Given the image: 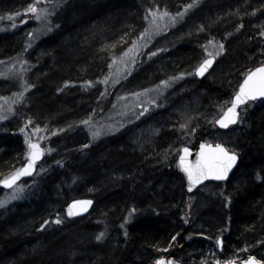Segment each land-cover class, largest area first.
<instances>
[{"label": "trees", "instance_id": "obj_1", "mask_svg": "<svg viewBox=\"0 0 264 264\" xmlns=\"http://www.w3.org/2000/svg\"><path fill=\"white\" fill-rule=\"evenodd\" d=\"M197 1L57 0L49 21L52 29L38 47L44 56L30 57L32 68L25 73L28 90L16 105L15 115L0 131V180L19 169L26 159L22 128L54 131L75 125L71 134L78 138L80 121L96 109L99 100L93 84L107 75L111 60L135 41L151 10L176 15ZM10 2L1 14L23 0ZM197 4L182 24L194 17H206L195 35L173 37L175 44L166 53V72L171 76L192 73L206 42L218 39L222 43L220 60L207 75L220 61L215 78H190L196 81V92H202L198 102L207 111L216 112L207 123L210 130L242 78L264 63V0H204ZM10 38L0 34V57L7 56ZM158 75L152 71L153 78ZM146 79L144 76L141 82ZM6 85L10 92L13 90L11 83L0 85V94L10 93L2 90ZM240 112L238 125L222 131L226 136L221 140L238 155L237 169L227 183L210 184L215 186L217 197L191 228L185 225L187 193L172 165L178 182L175 187L157 161L127 150L125 143L113 145L116 140L107 139L93 149L94 145L87 147V141L79 140L68 144L51 162L41 161L37 168L45 167L41 177L35 175L24 182H32L25 202L9 209L10 217L1 225L0 264H77L56 252L64 248L72 252V245L83 239L89 243L84 248L91 255L89 264H153L162 256L172 257L175 264H201L203 252H192L193 244L201 242L204 247L218 237L222 241L220 259L241 262L254 256L264 264V101L252 102ZM197 125L193 124L196 139L192 148L204 136L203 132L196 136ZM159 136L165 141L158 145L164 146L170 135L162 130ZM104 169L108 173L114 170L122 181L104 177ZM83 187L93 191L89 195ZM81 197L94 199L89 221L67 219L64 207ZM101 233L105 235L103 242L97 240ZM30 234L36 240L30 242ZM111 238L116 239L113 245ZM33 245V251L26 249ZM33 254L36 257L29 258Z\"/></svg>", "mask_w": 264, "mask_h": 264}, {"label": "rangeland", "instance_id": "obj_2", "mask_svg": "<svg viewBox=\"0 0 264 264\" xmlns=\"http://www.w3.org/2000/svg\"><path fill=\"white\" fill-rule=\"evenodd\" d=\"M10 1L0 0V12L6 5L9 6ZM13 1L17 2V0ZM202 1L204 0H198L197 3ZM197 3L195 2L192 7L183 8L176 15L162 9L151 10L146 17L143 30L135 41L123 53L118 54L111 60L107 75L93 84L98 88L99 100L96 109H91L89 114L80 121L81 134L78 138L73 137V134H71V130L75 125H69L54 131L39 127L22 128L23 131L20 130V132L23 133L25 158L27 157L28 142L36 141L40 143L44 149V162H51L52 160H49L65 151L70 143L74 145L79 140H84L88 142L87 147L91 144L94 145L93 149H95V146H98L97 144H100L101 141L113 139L116 140L113 145L118 144L116 142L120 141L125 143L123 147L127 150L136 151L142 156L146 155L151 161H157V166H160L166 175L171 176L169 181L175 187L178 182L173 177L171 165L175 170L176 158L181 147H193L192 145L196 139L193 124H199L197 125L199 132L196 136L199 137L201 132L204 135L203 138L199 139L196 146L201 143L224 146L221 140L225 139L226 135L222 131H218L212 125V122L213 128L208 130L209 124L207 125V123L212 120L216 112L213 110L212 112L211 110L207 111L208 108L198 102L202 92H196V81L190 79L192 76L195 78L196 67L206 58L220 60L219 57L223 53V49L220 47L222 43L218 39L207 41L203 46L202 56L200 54V61L191 68L192 73L183 71L171 76L166 72L169 69L166 53L175 44L173 37L180 35L183 38L195 35L199 30L202 19L206 17V15H203L204 17H194V19H188L182 24L189 13L198 6ZM32 5L38 7V13L34 14L29 11ZM55 5L58 6L57 0H23L22 3L6 12V14L0 13V34L11 37V41H9L11 48L6 53L7 56L0 57V85L9 83L14 85L11 92L9 85L2 87L3 92L10 93L0 94V131L5 122L15 115L16 105L21 102L22 97L25 96L28 90L26 89L28 78L25 73H28L32 68L30 57L41 58L44 56L43 51L38 47L40 41L52 29L49 21L56 11ZM37 15L40 16V19L36 18ZM180 24H182L180 29H174V26ZM219 64L220 61L214 71L206 76L208 81L215 78L219 70ZM152 71L160 75L153 78L151 76ZM144 76L147 79L144 80L146 82L142 83L141 79ZM90 86L89 89L91 90L93 86ZM82 121H87V124L82 123ZM181 125L184 127H181ZM204 128L208 131H204ZM162 130L170 135L164 146L158 145L165 141L159 136ZM85 154H89V152L86 151ZM117 168H120L119 165ZM44 169L45 167L38 169L32 178L35 175L41 177ZM101 174L106 178L113 176V181H122L123 179L114 170L108 173L104 169ZM31 184L32 182H21L10 190L2 191L0 189V235H3L1 225L10 217V214H7L8 210L25 202L26 189ZM82 189L89 195L93 191L92 187H83ZM216 197L217 191L214 185L202 186L191 195L187 194L185 213L188 222L185 225L191 228L193 221L199 219L201 211L211 206ZM59 206H64V204L60 203ZM63 213L67 219H70L69 210L66 206ZM15 216L14 213L13 217ZM89 216L90 214L85 217L88 218L86 221H89ZM5 226L6 224L3 228ZM10 235L15 236V232H11ZM104 236V234L101 236L100 242L105 241ZM28 238L30 242L36 240L31 234ZM219 238L221 239V237L216 238L212 244H204L203 250L201 248L202 251L198 250L199 253L203 252L201 264L226 262L218 257V252L222 250V245L218 244ZM111 239L110 244L116 243L115 238ZM75 243V245H72V247L75 246L73 247L75 250H72V252L64 248L57 250L56 253L58 255L62 254L63 257L66 256L68 259L70 258V262L89 264L88 258L91 255L88 251H85V244L88 242L83 239V241H76ZM34 246H28L26 249L33 251ZM34 257H36L35 254L29 256V258Z\"/></svg>", "mask_w": 264, "mask_h": 264}, {"label": "snow or ice", "instance_id": "obj_3", "mask_svg": "<svg viewBox=\"0 0 264 264\" xmlns=\"http://www.w3.org/2000/svg\"><path fill=\"white\" fill-rule=\"evenodd\" d=\"M188 7H192V5H189ZM29 11L36 14L38 13V7L32 5L30 6ZM36 18L40 19V16L37 15ZM261 35H264V33H261ZM220 47L223 49V45ZM211 64L212 60H204V62L196 69V73L200 76H203ZM257 76H259V79H256ZM257 97H264V67L257 69L255 73L249 75V77L244 81V84L241 86L240 92L236 95L232 107L228 108L224 116L218 119L216 123L224 128L228 127L229 124L236 123L238 117V113L236 111L237 106L239 104L245 103L247 99L255 100ZM82 123L87 124V121H82ZM181 127L184 126L181 125ZM21 131H23V129H21ZM29 149V163L24 168L18 170L8 178L0 180V183L4 184L6 187H11L16 183L21 175L30 174L35 161L38 160L42 155V149H40L39 145L30 142ZM188 151L189 150L187 148L184 149L185 154H187ZM236 161L237 155L235 152L230 153L221 144H216L215 147L212 145L202 144L195 165L186 164L185 157L181 156L180 166L182 171L187 174L188 180L190 182L189 190H191L192 185L198 184L202 180L208 179L209 177H212L216 180L225 179ZM257 179H260L259 174ZM74 203L91 204V201H77ZM68 214L69 216L75 214L72 211V206L69 207ZM56 222L60 223L59 220ZM101 236H103V233H101L100 236H97V240H99ZM173 240H175V237H173ZM218 243H222V241H218ZM156 264H165V261L160 259L157 260ZM244 264H261V261L257 260L254 256H250L248 260L244 262Z\"/></svg>", "mask_w": 264, "mask_h": 264}, {"label": "water", "instance_id": "obj_4", "mask_svg": "<svg viewBox=\"0 0 264 264\" xmlns=\"http://www.w3.org/2000/svg\"><path fill=\"white\" fill-rule=\"evenodd\" d=\"M206 59H209V60H212V64L208 67V70L204 73L203 76H200L196 73H194L195 75V78L197 80H202L204 79L208 73L211 71L212 67L214 66L215 64V59L213 58H206ZM204 62V61H203ZM201 62L197 67L196 69L203 63ZM264 67V63L260 66H257L253 69H251V71L249 73H247L241 80V83L238 85V87L236 88V92L232 95L231 99H230V103L229 105L221 112L220 116L216 119V121L218 119H220L221 117L224 116L225 112H227L228 108L232 107V104L233 102L235 101V97L236 95L240 92V88L241 86L244 84V81L249 77V75H251L252 73H255L257 69L259 68H262ZM195 69V70H196ZM256 79H259V76L256 77ZM264 101V97H257L255 100L253 99H247L245 101V103H242V104H239L237 106V113H238V117H237V121L236 123L234 124H229L228 127L224 128V127H221L218 123H216V121H214L213 125L216 127V129L218 131H226V130H229L230 128H232V126H235V125H238V120H239V117H240V109H242V107L252 103V102H263ZM30 143H33V144H37L39 145L40 149H42V155L40 156V158L38 160L35 161L34 165H33V168L30 172V174H27V175H21L19 177V179L16 181V183L14 185H12L11 187H6L4 184L0 183V189L3 191V190H10L12 189L16 184L18 183H21V182H25L27 180H30L32 178V176L35 174L37 168H38V164L43 160L44 158V149L43 147L40 145V143L34 141V142H30ZM202 144H205V143H201L199 144V146H197L198 148L196 149H192V148H189V147H186V146H183L181 147L180 151H179V154L177 156V160L175 162V170L178 174V176H180L181 180L183 181V184H184V191L188 194V195H191L192 193H194L196 190L200 189L202 186H205V185H208V184H219V185H223L224 183H227L229 180H231L230 178L234 175V172L236 171L237 169V166L239 164V157L237 155V161L236 163L233 165L232 169L228 172V175L225 179L223 180H216L212 177H209L208 179H205V180H202L200 183L198 184H195V185H192L191 186V190H189L190 188V182L188 180V177H187V174L185 172L182 171L181 169V166H180V157L181 156H184L185 157V162L186 164L188 165H195L196 161H197V158L199 156V153H200V150H201V145ZM206 145H209V144H206ZM212 145V144H210ZM216 145V144H215ZM215 145H212L213 147H215ZM223 146V145H222ZM225 147V146H223ZM187 148L189 151L187 154L184 153V149ZM230 153L232 151H230L227 147H225ZM29 153H30V149H29V142L27 143V157H26V160L24 161V163L21 165V167L17 170H15L11 175H13L15 172H17L18 170L24 168L28 163H29V160H30V156H29ZM9 175V176H11ZM9 176L3 178L6 179L8 178ZM77 201H91V204H83V203H74V202H77ZM72 206V211L73 213H75L74 215H71V218L72 219H80L81 217H86L88 216L89 214H91L92 212V209L94 208V199L93 197H81V198H75V199H72L70 200V202L67 203L66 207L68 208L69 210V207ZM220 241V239L218 240ZM220 244V243H218ZM249 258V257H248ZM248 258L246 260H248ZM164 260L165 261V264H175V259H173L172 257L171 258H168V257H160L158 260ZM246 260H243L241 262H227V263H224V264H244V262ZM157 260L153 263V264H156ZM216 264H221L220 262H216ZM261 264H263L261 262Z\"/></svg>", "mask_w": 264, "mask_h": 264}, {"label": "bare ground", "instance_id": "obj_5", "mask_svg": "<svg viewBox=\"0 0 264 264\" xmlns=\"http://www.w3.org/2000/svg\"><path fill=\"white\" fill-rule=\"evenodd\" d=\"M214 59V58H213ZM215 63H216V59H215ZM215 65V64H214ZM143 83V82H142ZM241 110V109H240ZM241 113V112H240ZM219 117V116H218ZM217 117V118H218ZM217 118H215L213 121H212V125H213V123H214V121H216V119ZM239 121V120H238ZM238 124V123H237ZM237 125H235V126H232V127H236ZM215 127V126H214ZM216 128V127H215ZM231 129V128H230ZM221 132V131H220ZM106 142H101V144L102 145H104ZM208 185H210V184H208ZM206 186V185H205ZM82 218H85V217H81L80 219H73V220H81ZM70 219H72L71 218V216H70ZM220 239V238H219ZM218 239V240H219ZM221 240V239H220ZM201 248L203 249V246H202V243L201 242H196L195 244H193V250H192V252L194 251V250H197V253L198 254H201V253H199L198 252V250L200 249L201 250ZM218 253H220V252H218ZM69 260H71V259H69ZM221 260H223V259H221ZM226 261V260H225ZM227 262H231L230 260H227L225 263H227ZM221 263V262H220ZM221 264H224V263H221Z\"/></svg>", "mask_w": 264, "mask_h": 264}, {"label": "flooded vegetation", "instance_id": "obj_6", "mask_svg": "<svg viewBox=\"0 0 264 264\" xmlns=\"http://www.w3.org/2000/svg\"><path fill=\"white\" fill-rule=\"evenodd\" d=\"M219 252H221V251H219Z\"/></svg>", "mask_w": 264, "mask_h": 264}]
</instances>
